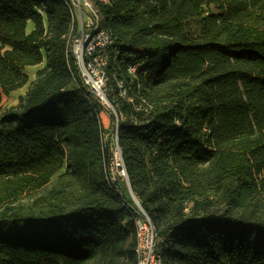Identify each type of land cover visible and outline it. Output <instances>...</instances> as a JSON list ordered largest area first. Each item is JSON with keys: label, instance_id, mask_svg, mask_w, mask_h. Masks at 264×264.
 Instances as JSON below:
<instances>
[{"label": "trees", "instance_id": "obj_1", "mask_svg": "<svg viewBox=\"0 0 264 264\" xmlns=\"http://www.w3.org/2000/svg\"><path fill=\"white\" fill-rule=\"evenodd\" d=\"M87 1L116 115L82 79L72 0H0V264H136L140 210L164 264H264V0Z\"/></svg>", "mask_w": 264, "mask_h": 264}, {"label": "built area", "instance_id": "obj_2", "mask_svg": "<svg viewBox=\"0 0 264 264\" xmlns=\"http://www.w3.org/2000/svg\"><path fill=\"white\" fill-rule=\"evenodd\" d=\"M101 1L106 2V0ZM72 3L74 7L77 5L79 13L84 9L88 14L87 20L79 30V35L72 40V52L77 60L82 79L100 103L116 115L108 99L107 89H105L108 81L107 66L110 45L112 44L111 35L99 27L98 16L87 0H72ZM135 70L136 66L134 65L128 66L126 69L130 75H133ZM117 88L119 97L131 102L122 82L117 83ZM116 129L117 120L115 131ZM106 137L104 136V138ZM113 168H116L119 171L118 175L126 180L121 153L115 139L109 168L112 180L114 179L111 172ZM140 214L141 216L135 219L136 243L134 254L136 264H164L163 251L167 247L168 239L158 235L155 227L143 211L140 210Z\"/></svg>", "mask_w": 264, "mask_h": 264}, {"label": "rangeland", "instance_id": "obj_3", "mask_svg": "<svg viewBox=\"0 0 264 264\" xmlns=\"http://www.w3.org/2000/svg\"><path fill=\"white\" fill-rule=\"evenodd\" d=\"M212 10H214V8H212ZM74 13H75L76 17L78 15V17H77V28H78V30H80L82 24H84L85 21L87 20L88 14L84 9H82L81 12L79 13L77 5L74 8ZM28 30H29V27H28ZM186 31H188V32L191 31V33H195L196 32V25L193 22H188L187 26H186ZM32 71H33V73H31ZM34 71H36V70H27V69L25 70V73L28 75V79H29L28 82H31L33 77L35 76ZM107 87H108V81L106 82V88L105 89H107ZM25 90H26V88H25ZM20 94L21 93L19 92L17 95H14L13 97L11 95H10L11 97L10 96L9 97H3L1 105L5 108L16 105L18 102V98L20 97ZM101 112H103V111H101ZM103 130L106 133L107 130L106 129H103ZM104 136L106 137V134H104ZM111 172L113 174V178H115L118 175L119 171L116 168L115 169L113 168V169H111ZM32 197H33L32 195L29 197H28V195H26L23 199V202L28 203Z\"/></svg>", "mask_w": 264, "mask_h": 264}, {"label": "crops", "instance_id": "obj_4", "mask_svg": "<svg viewBox=\"0 0 264 264\" xmlns=\"http://www.w3.org/2000/svg\"><path fill=\"white\" fill-rule=\"evenodd\" d=\"M28 27H29V30H28ZM31 29H32V25L29 23L28 24V26H27V32H30L31 31ZM40 68H42V65H39V66H36V67H28V68H26L27 70H39ZM25 69V70H26ZM36 71H34L35 73H36ZM31 73H33V71L31 72ZM28 76V75H27ZM34 78V77H33ZM33 80V79H32ZM28 81H29V79H28ZM25 88H26V86H24V87H22L21 89H18L17 91H15V92H12L11 93V96L13 97L14 95H17L19 92L21 93L20 94V96L25 92ZM10 96V97H11ZM15 98V97H14ZM99 119H100V124H101V126H102V128L103 129H108L109 128V126H110V119H109V116H108V114L105 112V111H103V112H100V114H99Z\"/></svg>", "mask_w": 264, "mask_h": 264}, {"label": "water", "instance_id": "obj_5", "mask_svg": "<svg viewBox=\"0 0 264 264\" xmlns=\"http://www.w3.org/2000/svg\"><path fill=\"white\" fill-rule=\"evenodd\" d=\"M137 203V202H136Z\"/></svg>", "mask_w": 264, "mask_h": 264}]
</instances>
